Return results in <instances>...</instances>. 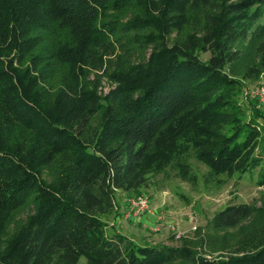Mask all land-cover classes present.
<instances>
[{"label":"trees","instance_id":"16d2710c","mask_svg":"<svg viewBox=\"0 0 264 264\" xmlns=\"http://www.w3.org/2000/svg\"><path fill=\"white\" fill-rule=\"evenodd\" d=\"M263 15L264 0H0V264H264V223L208 257L188 243H138L103 218L116 190L136 192L168 166L195 182L190 152L209 182L260 167L264 187V111L251 100L245 116L231 71L246 47L244 76L264 71ZM257 210L230 203L207 228Z\"/></svg>","mask_w":264,"mask_h":264},{"label":"rangeland","instance_id":"374dc122","mask_svg":"<svg viewBox=\"0 0 264 264\" xmlns=\"http://www.w3.org/2000/svg\"><path fill=\"white\" fill-rule=\"evenodd\" d=\"M258 22H264V15ZM46 37L49 47L53 50L56 37L48 34ZM149 52L150 50L147 54ZM117 54L125 56L118 48L116 54L108 57L118 61ZM209 56V53H201L203 59ZM140 57L142 55L136 53L131 56V61H137ZM253 61L254 52L246 47L244 57L231 70L241 81L237 99L245 116L254 114L251 100L256 102L257 108L264 111V104L257 95L259 89L264 87V71L258 77L244 76L245 70ZM95 77V73L91 71L89 79ZM112 86V82L105 76L100 91L106 93ZM259 121L264 127V119ZM187 160L191 165L192 173L196 175L195 182L184 180L175 167L168 166L159 173L151 174L147 183L136 192L116 190L115 212L103 216L108 224V231L115 229L138 243H163L170 246L188 243L208 257H218L232 252L242 241L248 239V235L258 231L264 223V187L257 183L260 167L243 175L235 174L233 177L222 175L221 179L225 182L218 185L214 180L207 181L209 168L198 160L193 152L187 155ZM138 196L148 198L150 210L134 220L125 218L124 214L130 208V199ZM230 203H250L258 210L253 217L238 227L220 231L208 229V220ZM30 212L29 207L19 211L10 228L13 229L24 221ZM189 263V261H178L172 264ZM79 264H86V258L82 257Z\"/></svg>","mask_w":264,"mask_h":264},{"label":"built area","instance_id":"2783aa9c","mask_svg":"<svg viewBox=\"0 0 264 264\" xmlns=\"http://www.w3.org/2000/svg\"><path fill=\"white\" fill-rule=\"evenodd\" d=\"M260 101L264 104V87L259 89L257 92ZM130 208L124 214L125 218L127 219H136L143 213L150 210V203L147 197L145 196H138L136 198H132L129 201ZM196 228V227H194Z\"/></svg>","mask_w":264,"mask_h":264}]
</instances>
